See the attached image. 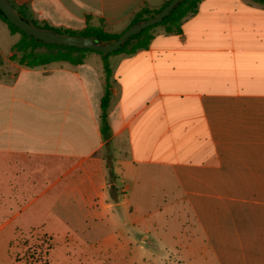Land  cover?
Listing matches in <instances>:
<instances>
[{
    "label": "crops",
    "instance_id": "0c3cea01",
    "mask_svg": "<svg viewBox=\"0 0 264 264\" xmlns=\"http://www.w3.org/2000/svg\"><path fill=\"white\" fill-rule=\"evenodd\" d=\"M9 1L50 27L120 33L140 9L166 0ZM181 28H157L146 48L108 54V140L99 53L27 66L9 58L17 37L0 49L13 68L0 79L3 215L57 220L59 208L97 226L111 222L113 205L155 222L182 214L176 233L161 227L163 237L185 238L160 239L159 264H180V253L188 264H264V2L200 0ZM37 226L46 230L43 220L26 230ZM116 230L97 233L104 246L127 245ZM149 240L141 234L140 248Z\"/></svg>",
    "mask_w": 264,
    "mask_h": 264
},
{
    "label": "rangeland",
    "instance_id": "374dc122",
    "mask_svg": "<svg viewBox=\"0 0 264 264\" xmlns=\"http://www.w3.org/2000/svg\"><path fill=\"white\" fill-rule=\"evenodd\" d=\"M190 14L192 13L187 15ZM185 17L182 18L181 24ZM7 27L12 34L9 33L5 24L0 22V49L5 52L13 39L16 37L17 40L22 38L20 31L9 25ZM157 28L164 30L162 25L153 27L151 30L153 36ZM44 49V46H39L35 50L42 51ZM11 51V55L18 57V55L20 56V54L27 52L28 49L15 51L12 46ZM10 59L18 62L15 58ZM12 72L13 68L9 65V61L0 56V79L4 78L5 75L10 76ZM24 161L27 162V160ZM4 191L5 188L0 187V204H3V201H8V196L4 194ZM118 193L122 197V193ZM2 208L3 206L0 207V264H11V259L18 262L47 261L46 264H67L68 262H70L68 264H76L77 262H80L77 264H159L152 254L156 253V251L159 252L156 249V244L159 245L160 239L163 243L173 245L168 240H173L175 237L178 242L183 243L185 238L184 235H174L173 237H168L167 233L164 237L160 235L163 229L161 227L176 233L177 227L180 225L179 219L184 225L182 214L179 215V219L168 218V220L155 222L152 219H139L138 216L129 214L128 207L125 204L120 205V207L113 205L111 209L116 215L113 216L111 222L97 224V226L92 221L87 224L82 221L65 219L67 215L57 207L58 215L61 216L57 220L51 218L44 211L38 213H33L32 211L22 212L17 218L9 220L10 217L17 213L16 209L14 211H5L3 215L4 210ZM39 220L45 222L46 230L39 226L26 230L29 225ZM6 221L7 223L1 224ZM159 223L161 224L160 226ZM16 226L20 230H15ZM81 228H86L85 232ZM89 228L90 230H87ZM115 229L128 234V243L121 249L119 247H116V249L111 248L110 245L104 246L101 237L97 235L101 230L111 231ZM141 234L143 236L149 235L150 237L149 241L143 243L145 249H141L139 246L142 244L139 242ZM6 250L10 257L7 255ZM143 252L144 259L141 256ZM180 254V264H188L189 259L184 253ZM169 255H171V252ZM199 258L197 257L198 264H201V259Z\"/></svg>",
    "mask_w": 264,
    "mask_h": 264
},
{
    "label": "trees",
    "instance_id": "16d2710c",
    "mask_svg": "<svg viewBox=\"0 0 264 264\" xmlns=\"http://www.w3.org/2000/svg\"><path fill=\"white\" fill-rule=\"evenodd\" d=\"M168 1L169 0H166L165 4ZM199 1L200 0H180L176 4V6L167 15H165L159 22L146 26L141 30L137 31L136 33L129 35L116 50H113L109 53H102L92 49L71 46V45L48 43L40 39L39 37L28 35L24 31L17 28L14 24H12L9 20L5 18V16L1 11H0V19L5 21L7 25L14 27L15 29L21 32L22 38L17 40L13 44V48L15 51H20L22 49H28V51L20 54V56L18 55V57L17 56L14 57L13 55H10V58L13 59L15 58L19 63H23L27 66H37L51 61H60V60L68 61L76 64L83 61L85 53L88 51H95L102 56L103 71L106 75V83H105L104 92L100 98L99 117H100L101 134L105 139L108 140L109 125L107 122V113L111 99V89H110L111 84L108 81V76L110 73L109 62L107 60L108 54L114 52H134L138 49L146 48L149 45L150 40L153 36L151 30L153 27L157 25H162L166 32L179 33L181 31L182 18L189 13L195 12ZM258 1L264 2V0H258ZM159 9L142 8L134 15V17L131 19L129 24L139 19L149 17ZM18 12L25 21L32 22L34 24L44 27H50L46 23H38L34 19L27 18L21 10H18ZM51 28L65 33L87 34L94 37L95 40H112L119 34V33H108L106 31H103L102 29H96L93 31H86V30L75 31L67 28H57V27H51ZM39 46H44L45 49L42 51L35 50ZM107 166L110 167L109 162H107Z\"/></svg>",
    "mask_w": 264,
    "mask_h": 264
},
{
    "label": "water",
    "instance_id": "95a60500",
    "mask_svg": "<svg viewBox=\"0 0 264 264\" xmlns=\"http://www.w3.org/2000/svg\"><path fill=\"white\" fill-rule=\"evenodd\" d=\"M179 1L180 0H169L151 16L139 19L129 24L112 40H95L94 37L87 34L65 33L54 30L51 27H44L25 21L9 0H0V11L3 13L5 18L17 28L24 31L28 35L39 37L48 43L71 45L92 49L102 53H109L116 50L129 35L136 33L146 26L159 22L176 6Z\"/></svg>",
    "mask_w": 264,
    "mask_h": 264
}]
</instances>
